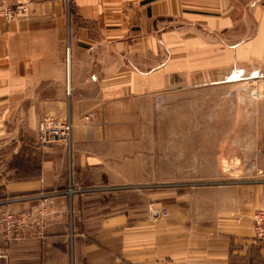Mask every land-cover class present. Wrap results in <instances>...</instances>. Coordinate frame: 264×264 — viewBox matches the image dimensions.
<instances>
[{
  "label": "crops",
  "instance_id": "1",
  "mask_svg": "<svg viewBox=\"0 0 264 264\" xmlns=\"http://www.w3.org/2000/svg\"><path fill=\"white\" fill-rule=\"evenodd\" d=\"M29 8L0 19V201H46L49 218L8 264H264L250 221L264 208L255 129L228 132L227 153L216 133L209 160L191 143L203 138L192 118L159 114L187 107L181 94L259 73L264 0ZM57 116L72 122L69 147L36 148L38 123Z\"/></svg>",
  "mask_w": 264,
  "mask_h": 264
},
{
  "label": "rangeland",
  "instance_id": "2",
  "mask_svg": "<svg viewBox=\"0 0 264 264\" xmlns=\"http://www.w3.org/2000/svg\"><path fill=\"white\" fill-rule=\"evenodd\" d=\"M38 1L39 0H0V6L4 5L7 9L14 10L13 12H15V8L19 4L25 3L28 5L27 13L25 12L21 15L16 14L11 19L0 16V19L5 21L26 19L30 14L29 6ZM258 69L259 73L254 77L240 79V81L234 83L205 87L193 90L187 94H181L178 99L182 100V103H188L187 107H175V109L162 108L159 114L192 118L190 129L192 132L199 131L202 133L203 138L202 140H192L191 143L193 146L205 148L204 153L207 154L209 160L216 147V143H219V141L214 139L215 134L219 132L225 135L223 140L225 153H227V149L231 148L230 144L232 142V137H227V133L230 131H240V133H243L244 131H248V129H255V135H257V149L264 148V64L259 66ZM164 126L167 125L165 124ZM176 126H178V124ZM180 126L183 128L182 124ZM203 132L212 133V136H208V139H206L203 136ZM236 158L241 160L243 157L238 156ZM263 160L264 156H256L255 163H262L264 162ZM16 166L19 170L22 169V159H17ZM30 168L31 173L34 174L36 166L33 165L30 166ZM21 172L22 171L19 172L20 175L22 174ZM19 174L16 172L17 177ZM0 202L2 207L14 213H30L36 210V208L30 211L11 209L5 205L6 201ZM39 204L40 203H38L37 207ZM48 204L47 202L45 206L48 207ZM48 218L49 215L47 219ZM29 232L31 236H36L38 238L42 237L41 234L36 232V229L29 230ZM26 237L20 241H23Z\"/></svg>",
  "mask_w": 264,
  "mask_h": 264
},
{
  "label": "built area",
  "instance_id": "3",
  "mask_svg": "<svg viewBox=\"0 0 264 264\" xmlns=\"http://www.w3.org/2000/svg\"><path fill=\"white\" fill-rule=\"evenodd\" d=\"M14 10L7 9L4 5L0 6V16L11 19L13 16L27 13L28 5L19 4ZM90 115L85 116L87 121ZM72 122L67 116L51 117L42 119L37 125V136L35 147L43 149L51 143H61L66 148L71 142ZM69 188L68 192H73ZM262 196L264 197V183L261 186ZM47 202L42 201L34 212L30 213H14L1 206L0 202V264H8L10 251L13 244L27 236L31 226L36 232L41 234L44 222L47 221L48 208L45 206ZM156 215L167 216L165 210L154 211L149 209ZM252 240L257 244H264V208L256 209L250 215Z\"/></svg>",
  "mask_w": 264,
  "mask_h": 264
}]
</instances>
